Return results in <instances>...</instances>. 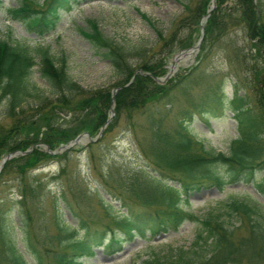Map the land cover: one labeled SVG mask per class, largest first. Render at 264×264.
Masks as SVG:
<instances>
[{"label":"trees","instance_id":"1","mask_svg":"<svg viewBox=\"0 0 264 264\" xmlns=\"http://www.w3.org/2000/svg\"><path fill=\"white\" fill-rule=\"evenodd\" d=\"M79 1L44 0L39 3L23 0L19 7L9 11L15 18L26 21L32 31L45 35L58 27L60 10L70 11ZM180 2L184 15L166 30L143 14L155 30L152 47H156L144 53L136 66L130 62L134 50L106 37L96 20L89 21L91 29L83 30L84 36L124 77L115 87L85 89L67 73L65 60L57 65L47 48L40 47L34 53L28 46L0 39V106L4 99L8 101L6 111L0 113V158L18 150L26 152L35 146L32 151L7 161L0 172V177L15 174L18 179L21 199L16 201V208L24 243L21 248L6 226H1L0 264H30L28 255L36 264H49L48 259L52 264H86V259L95 256L97 247L116 250L121 239L111 231L91 228L83 218L77 226L63 220L59 214L62 206L57 198H54L57 207L53 215L55 231L48 233L42 226L38 233L35 211L41 209L37 204L39 193L44 192L41 183L29 175L50 161H57L60 163L59 176H66L71 154L80 144L70 148L65 145L83 133L95 139L105 127L101 137L88 144L94 159V148L99 147L124 113L131 120V114L145 117L149 132L143 141L137 138L138 147L144 156L151 157L157 171L177 181L179 186L162 183L161 178L157 182L148 181L138 172L122 173L119 167H111L106 175L102 174L101 182L108 195L120 194L116 199L122 201L129 213L121 218L107 215L110 218L107 225L118 226L130 236L145 234L147 223H151L154 233L176 230L187 220L200 226L190 246H169L135 264H264V216L258 203L233 199L223 211L208 212L203 217L186 211L182 205L185 201L189 203L187 193L195 185L227 184L218 173L217 164L230 168L231 182L242 173L252 174L264 165V1L216 0V7L210 13L212 0ZM1 6L2 0L0 9ZM202 28L205 35L197 60L199 63L206 61L214 47L227 52L233 71L234 95L231 99L226 96L224 85L219 83L205 90L200 102H193L190 92L195 85L192 74L197 65L188 74H180L178 69L166 82L155 79L166 76L177 52L197 43ZM235 28L244 31L242 44L227 39ZM193 29L198 33L196 36L192 34ZM37 64L41 65V76L52 87L55 98L42 97L41 88L32 81L31 74ZM115 88L119 89L114 95ZM243 88L245 93L241 94ZM248 92L252 93V102ZM179 95L186 96L192 108L200 113L210 112L215 103L222 108L227 104L239 131L229 152L207 148L183 122L173 130L164 128L165 114L160 107L175 104ZM31 96H38L41 101L25 107L23 102ZM61 113L69 116L68 120L59 122ZM45 145L52 152L44 149ZM66 183L73 195L71 200L88 201L87 190L77 180L74 184ZM254 188L264 195V177ZM63 198L61 201L72 208L71 200L65 194ZM37 213L40 214L39 210ZM237 221L240 226H236ZM77 227L85 231L83 236L77 234ZM43 229L45 232L40 240L38 235Z\"/></svg>","mask_w":264,"mask_h":264},{"label":"rangeland","instance_id":"2","mask_svg":"<svg viewBox=\"0 0 264 264\" xmlns=\"http://www.w3.org/2000/svg\"><path fill=\"white\" fill-rule=\"evenodd\" d=\"M35 1L44 2V0ZM22 2L23 0H2L0 39L28 46L34 53L40 47L47 48L57 65L65 60L67 73L85 89L101 86L115 87L124 78L103 56L101 50L96 49L84 36L82 31L91 29L90 20L98 22L100 30L106 37L124 45L129 50H134L130 62L136 66L141 62L144 53L156 47H152L156 39L155 30L142 15H147L164 30L169 29L178 18L184 15L183 3L180 0H80L70 11L60 10L62 16L54 31L39 35L29 28L26 21L15 18L9 11L11 8L19 7ZM194 32L196 31L193 29L192 34L196 36L198 33ZM244 36L241 28H235L227 39L242 44ZM197 55L198 53H193L188 56L189 58L179 62L180 74H188L192 67L198 66L192 74L195 77V85L190 92L193 102L196 104L200 102L206 93L204 91L215 88L219 83L224 85L225 94L231 99L234 95L233 71L228 62L227 52L214 47L207 60L201 63L198 62ZM36 60L40 62V57ZM40 67V64L35 65L31 79L41 88L42 97L55 98L52 87L41 76ZM240 93L244 94L245 89H241ZM248 95L249 101L252 102V93L248 92ZM40 101V97L31 96L23 102V105L33 106ZM7 106L8 101L4 99L0 106L1 114H4ZM224 106L222 108L215 103L212 110L209 109L211 111L207 112L209 114L200 113L192 108L186 96L179 95L175 104L160 107L165 114L163 126L168 130H173L179 122H183L207 148L218 152H229L231 142L239 136V131L233 112L227 108V104ZM131 117L133 120L126 113L119 117L116 127L101 141L99 147L94 148V159L93 156L91 157L92 151L88 149L90 139L81 138L80 145L76 146V150L71 154L72 160L66 176H59L60 163L57 161H50L32 170L29 175L31 179L41 183V190L44 192V194L39 193L37 204L41 209L35 211V226L38 233L41 232L39 228L42 226L48 233L55 231L53 215L57 207L54 198H57L62 206L61 212L59 211L61 218L72 226H77L79 219L83 218L91 228L107 229L121 239L120 244L115 247L116 250L97 247L95 256L86 259V264H135L147 255L158 253L169 246L174 248L190 246L200 228L197 222L187 220L176 230H160L154 233L151 223H147L145 234L134 233L130 236L118 226L107 225L110 218H121L129 213L122 201L116 199L120 194L115 192L108 195L106 187L101 182L102 174L106 175L111 167H119L122 173L138 172L148 181L157 182L162 179V183L179 186L177 181L163 176L155 169L151 157L142 154L137 138L143 141L148 135L147 122L140 114H131ZM68 118L69 116L61 113L58 121L64 122ZM7 121L10 120L7 119ZM4 156L0 158V163ZM216 169L227 180V184L225 186L195 185L187 193L189 203L185 201L182 204L186 211L203 217L208 212L222 210L233 199H245L258 203L261 214L264 216V195L254 189L255 183L264 177V165L255 169L252 174H249V171L242 173L232 182L228 166L221 163L216 165ZM14 175L0 177V227L6 226L5 229L10 231L11 237L23 248L24 243L21 240L23 233L20 229L21 224L16 208V201L20 200L21 196L18 179ZM75 180L87 190L90 196L88 201L71 200L73 195L67 190L66 182L70 181L74 184ZM64 190H66L64 194L71 200L72 208L61 201L64 200ZM121 196L123 198V195ZM183 197L186 198L185 195ZM2 216H4L3 221H1ZM236 224V226L241 225L240 221ZM45 229L38 235L40 240L43 239ZM76 229H78L79 236L84 235L85 231L82 228L77 227ZM28 258L30 264H36V260L30 255ZM48 263L52 264L50 259Z\"/></svg>","mask_w":264,"mask_h":264},{"label":"water","instance_id":"3","mask_svg":"<svg viewBox=\"0 0 264 264\" xmlns=\"http://www.w3.org/2000/svg\"><path fill=\"white\" fill-rule=\"evenodd\" d=\"M216 6V0H213V5H212V8H214ZM203 37H204V31H202V36L201 38L199 39L198 43L192 47V48H189V49H185V50H181L180 52H178V54H176V56L174 57L173 59V63L170 65V70L168 72V74L166 75V77L164 79H159L157 78V80L159 81H162V80H167L168 78L171 77V75L175 72L176 68H177V65H178V62L184 58H187L188 56H190L191 54L197 52L200 48V45H201V42L203 40ZM118 90V88L116 89ZM85 135L87 137H89L88 133H85ZM82 137V135H79L75 140H74V144L77 143L80 138ZM47 150H50L48 146H46ZM32 150V149H31ZM16 153H21V151H17ZM16 153H8L6 156H4V158L2 159L1 161V164H0V170L3 169L5 163L11 159L12 157L15 156Z\"/></svg>","mask_w":264,"mask_h":264},{"label":"bare ground","instance_id":"4","mask_svg":"<svg viewBox=\"0 0 264 264\" xmlns=\"http://www.w3.org/2000/svg\"><path fill=\"white\" fill-rule=\"evenodd\" d=\"M189 58V57H188Z\"/></svg>","mask_w":264,"mask_h":264}]
</instances>
